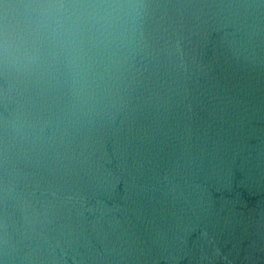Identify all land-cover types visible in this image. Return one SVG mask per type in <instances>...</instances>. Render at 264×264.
I'll return each mask as SVG.
<instances>
[{
	"label": "water",
	"instance_id": "obj_1",
	"mask_svg": "<svg viewBox=\"0 0 264 264\" xmlns=\"http://www.w3.org/2000/svg\"><path fill=\"white\" fill-rule=\"evenodd\" d=\"M0 264H264V0H0Z\"/></svg>",
	"mask_w": 264,
	"mask_h": 264
}]
</instances>
